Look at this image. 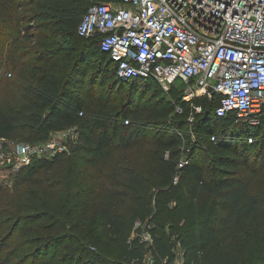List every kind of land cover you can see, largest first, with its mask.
<instances>
[{
	"label": "trees",
	"instance_id": "obj_1",
	"mask_svg": "<svg viewBox=\"0 0 264 264\" xmlns=\"http://www.w3.org/2000/svg\"><path fill=\"white\" fill-rule=\"evenodd\" d=\"M89 5L88 0H0V82L6 81L15 92L14 99L0 108V139L40 143L51 132L74 128L78 139L70 145L71 154L93 168H99L113 151L144 140H150L158 158L148 169L131 167L123 189L101 199L88 202L81 198L82 189L73 193L68 188L65 205L52 211L59 219L57 225L51 223L56 225L51 244L70 238L72 245L49 259L37 255L23 264H133L134 260L142 264L146 246L136 239L129 241L137 219L151 226L150 250L155 259L173 258L179 244L183 264H264V238L255 250L243 237L239 244L236 241L235 254H224L220 236L227 229L241 233V222L264 204V195L252 189L254 177L264 185V113L260 123L251 126L232 114L216 116L214 100L184 101L183 83L164 91L154 78L120 80L116 64L100 49L99 36L77 33ZM22 7L26 9L19 11ZM36 20L41 21L37 28L42 33L30 31ZM58 36L69 38V48L84 42L71 65L70 49L60 46ZM84 57L86 63L93 60L112 85L138 84L148 94V81H155L150 95L158 101L148 113L170 116L163 123V137L156 135L158 127L143 120L138 112L141 105L115 107L109 104L110 97L106 101L92 97L85 81L89 67L79 63ZM66 65L69 69H62ZM75 86L79 90H73ZM192 104H201L203 110L190 122ZM150 129L154 133L149 134ZM57 157H36L23 166L27 171L47 168ZM182 159L186 162L179 167ZM152 187L157 190L154 204L149 196ZM126 200L132 202V209ZM138 212L144 219L137 217ZM80 220L88 221L86 228L76 236L68 235ZM103 240L119 253L111 257L99 249ZM13 256L9 251L0 254V264H18Z\"/></svg>",
	"mask_w": 264,
	"mask_h": 264
},
{
	"label": "built area",
	"instance_id": "obj_2",
	"mask_svg": "<svg viewBox=\"0 0 264 264\" xmlns=\"http://www.w3.org/2000/svg\"><path fill=\"white\" fill-rule=\"evenodd\" d=\"M88 1L77 33L86 38L99 36L100 49L116 64L120 80L154 78L164 91L181 80L184 101L204 97L215 101L218 117L232 114L251 126L260 123L264 113V0ZM192 106L190 122L203 110L201 104ZM181 111L177 106L176 112ZM77 139L74 128L51 132L40 143L21 141L12 147L8 138H1L0 165L6 166L12 157L14 167H19L36 157L50 159L63 151L70 153ZM185 162L182 159L179 167ZM150 227L137 219L129 237L147 248L142 264H183L182 252L176 248L173 258H154Z\"/></svg>",
	"mask_w": 264,
	"mask_h": 264
},
{
	"label": "rangeland",
	"instance_id": "obj_3",
	"mask_svg": "<svg viewBox=\"0 0 264 264\" xmlns=\"http://www.w3.org/2000/svg\"><path fill=\"white\" fill-rule=\"evenodd\" d=\"M25 9L22 7L19 8V11ZM38 23L41 21L36 20L30 25L32 27L30 28L31 32L42 33L37 28ZM58 40L60 46L70 49L68 55L71 57V65L77 58L74 56L77 48L84 42L79 40L74 43L76 48H69V44L72 43L69 38L64 40L58 36ZM79 63L84 68L89 67L88 70H85V81L91 86L94 99L100 98L106 101L110 97L112 101L109 104L115 107L123 105L139 107L141 105L138 112L141 111L143 120L158 127L156 135L163 137L161 135L164 131L161 129H163L165 121L169 122L170 116L153 117L148 113L158 101L155 95H150L157 85L154 80L148 81L151 85L148 87V94H146L145 89L138 84L131 87L119 84L112 85L107 78H104L102 72H99L93 60L86 63L84 57V59L80 58ZM62 69H69V65L62 67ZM181 83L183 82L178 80L176 85ZM73 90L77 91L79 88L75 86ZM80 92L83 93V90L80 89ZM14 95V89L7 87L6 81H1L0 108H4L6 103L12 101ZM158 96H163V94L160 95L159 93ZM153 131L150 129L148 132L152 134ZM196 137L198 138V136ZM8 141L11 147L15 142H21L18 137L9 138ZM56 157L50 167L39 170L27 171V167L25 168L23 165L14 167L16 165L14 157L6 166L0 165V254L3 255L7 251L13 253V259L18 260V264H23L24 261L29 263L30 260H35L37 255H41L42 259H49L54 255L63 253L67 245H72L73 242H70V238L64 239L61 244H51V237L55 234L54 228L57 225L56 221L59 219L58 215L53 214L52 211L65 205L68 188L72 189L71 192L73 193L75 191L79 193L82 189L81 198L88 202H92L93 199H101L110 191L123 189L127 183L128 170L131 167L142 170L148 169L153 163H156L158 151L153 150L150 140L140 141L129 149L113 151L112 156L99 168H93L79 161L75 155L71 154V150L70 153L63 151ZM263 187L262 179L259 180L254 177L252 189L264 195ZM156 193L157 190L154 187L149 190L152 204H154ZM125 205L129 209L133 208L132 202L129 200H126ZM74 216L76 217L77 214ZM137 217L144 219L140 212H138ZM51 219L53 220L51 221ZM51 223L56 225L51 226ZM87 224V220H80L74 229L67 231V234L76 236L86 228ZM240 228L242 229L241 233L227 229L222 231V235L220 234L222 238L224 237L222 250L224 254H235L243 237H247L249 245L257 250L260 241L264 238V204L254 215L243 220ZM166 229L169 230L167 226ZM99 249L111 257L119 253L117 247L106 244L104 240ZM175 250L177 253H181L179 247H176ZM245 251L246 247L244 248Z\"/></svg>",
	"mask_w": 264,
	"mask_h": 264
},
{
	"label": "water",
	"instance_id": "obj_4",
	"mask_svg": "<svg viewBox=\"0 0 264 264\" xmlns=\"http://www.w3.org/2000/svg\"><path fill=\"white\" fill-rule=\"evenodd\" d=\"M210 91H211V92H213V89H212V88H210Z\"/></svg>",
	"mask_w": 264,
	"mask_h": 264
}]
</instances>
